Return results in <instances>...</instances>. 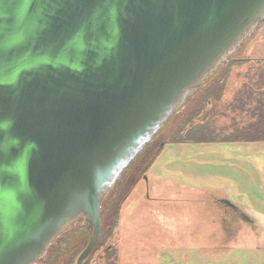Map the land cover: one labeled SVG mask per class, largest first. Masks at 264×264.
<instances>
[{"label": "water", "instance_id": "obj_1", "mask_svg": "<svg viewBox=\"0 0 264 264\" xmlns=\"http://www.w3.org/2000/svg\"><path fill=\"white\" fill-rule=\"evenodd\" d=\"M264 22V0H0V264H43Z\"/></svg>", "mask_w": 264, "mask_h": 264}, {"label": "rangeland", "instance_id": "obj_2", "mask_svg": "<svg viewBox=\"0 0 264 264\" xmlns=\"http://www.w3.org/2000/svg\"><path fill=\"white\" fill-rule=\"evenodd\" d=\"M247 40L244 60L234 66L224 88L230 101L245 85L253 90L256 70L264 69V22ZM227 113L215 118L217 126L228 125L232 116L249 121L239 111ZM251 143L162 145L150 170L121 205L110 241L117 250L116 264L259 263L256 252L264 250L259 248L260 242L264 246L261 230L220 200L247 201L250 206L242 209L255 218L264 212V147L256 144L253 152ZM258 225L264 230V222ZM232 245L236 247L230 249ZM103 251L87 259L88 264H107Z\"/></svg>", "mask_w": 264, "mask_h": 264}, {"label": "trees", "instance_id": "obj_3", "mask_svg": "<svg viewBox=\"0 0 264 264\" xmlns=\"http://www.w3.org/2000/svg\"><path fill=\"white\" fill-rule=\"evenodd\" d=\"M246 40L183 104L182 108L169 118L156 137L145 146L138 157L129 165L116 182L112 194L105 200L101 212V230L97 243L89 258L104 249L107 264H116L117 250L110 241L120 220V208L133 187L146 174L166 143L179 144H226L264 142V69L256 70V81L244 86L231 102H224V88L234 66L244 60ZM256 94V96H254ZM256 101L253 108L252 103ZM224 103L225 106H223ZM251 108V109H250ZM221 109V111H220ZM224 111L246 114L247 123L232 117L228 125L217 126L216 117ZM223 117V116H222ZM253 119H255L253 121ZM88 242V232L82 227L60 243L57 252L52 253L43 264H76L77 258ZM83 264H88V260Z\"/></svg>", "mask_w": 264, "mask_h": 264}, {"label": "crops", "instance_id": "obj_4", "mask_svg": "<svg viewBox=\"0 0 264 264\" xmlns=\"http://www.w3.org/2000/svg\"><path fill=\"white\" fill-rule=\"evenodd\" d=\"M253 90H256L255 88L253 89ZM254 96H256V94H254ZM224 102H231L230 101V98L229 97H224ZM255 105H256V101H253V103H252V107L254 108L255 107ZM232 117H234V116H232ZM231 119V118H230ZM229 119V120H230ZM255 119H253V121H254ZM238 122H240L241 120L240 119H238L237 120ZM251 143V142H250ZM234 144H237V143H234ZM242 144V143H241ZM251 144H254L255 146H254V150H253V152H256V144H258L259 145V147H264V142H256V141H254V142H252ZM206 145H208V144H206ZM242 145H244V144H242ZM243 154H245V155H247L248 153L246 152V153H243ZM243 156V155H242ZM246 161H248V162H252V160H250L249 158H247V157H243ZM254 162V161H253ZM234 193H235V195H238V196H241V194H239V192L237 193L236 192V188H234ZM243 198V200H248V197H246V196H244V197H242ZM221 200V202H223V204H224V206H233V207H235L236 208V210L235 211H237L241 216H242V218H243V220L245 221V222H247V223H249V224H251V226H252V228H254V229H256V227H258V229L259 230H261V233H262V236L264 237V230H263V228H262V226H260V225H258L261 221L262 222H264V212H260L259 213V215L258 216H256V218L254 217H252V216H249L247 213H245L244 211H243V209H242V205H247V206H250V205H248V204H245V203H247V201L245 202V203H241V204H237V203H234L233 201H231L230 199H220ZM249 202V201H248ZM250 203V202H249ZM263 206H264V204H263ZM263 217V218H262ZM256 220V221H255ZM256 224V225H255ZM261 228V229H260ZM263 239V238H262ZM264 240V239H263ZM234 245H232L231 247H230V249L233 247ZM234 247H236V246H234ZM233 247V248H234ZM242 247V246H241ZM259 248H264V246L263 245H261V242H260V246H259ZM258 255L260 256V259H259V263L257 262L256 264H263V261H264V250L263 249H261V250H258V252H256V258L258 257Z\"/></svg>", "mask_w": 264, "mask_h": 264}, {"label": "flooded vegetation", "instance_id": "obj_5", "mask_svg": "<svg viewBox=\"0 0 264 264\" xmlns=\"http://www.w3.org/2000/svg\"><path fill=\"white\" fill-rule=\"evenodd\" d=\"M230 208H232L233 210H236V208L235 207H233V206H229Z\"/></svg>", "mask_w": 264, "mask_h": 264}]
</instances>
